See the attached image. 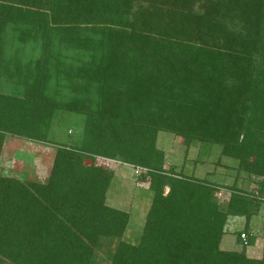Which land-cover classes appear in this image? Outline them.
<instances>
[{
	"label": "trees",
	"instance_id": "16d2710c",
	"mask_svg": "<svg viewBox=\"0 0 264 264\" xmlns=\"http://www.w3.org/2000/svg\"><path fill=\"white\" fill-rule=\"evenodd\" d=\"M11 22L25 27L21 41L40 35L43 55L37 69L15 70L11 94L0 91V150L8 136L54 154L44 183L0 171V264H101L102 247L105 264H264V242L258 259L245 255L264 205V0H0V71ZM57 37L88 56L64 73L74 98L62 104L45 95L50 70L65 71L48 56ZM27 74L36 85L18 95ZM57 111L82 116L70 143L49 138ZM171 122L186 145L236 161L255 189L224 188L220 209L218 186L165 168L156 136ZM109 163L144 170L151 198L135 244L123 240L128 214L106 204ZM229 218L243 220L238 250L220 247Z\"/></svg>",
	"mask_w": 264,
	"mask_h": 264
},
{
	"label": "rangeland",
	"instance_id": "374dc122",
	"mask_svg": "<svg viewBox=\"0 0 264 264\" xmlns=\"http://www.w3.org/2000/svg\"><path fill=\"white\" fill-rule=\"evenodd\" d=\"M13 24L14 23L11 22L7 25L3 38L4 50L1 65L3 71L2 69L0 71V91L5 94H11V90L14 89L13 82L16 77L15 75L13 76V74L15 70L22 69L21 72L24 71L25 73L26 68L30 70L35 69L43 55L42 38L40 35L34 34L28 40L21 41V38H26L23 35V29L25 27ZM58 40L59 37H57V40L56 38L51 39L48 56L53 60L56 59L57 64L62 60L64 62L63 70L65 69V71L61 73L62 71L59 70V75L53 73L52 69L50 70L51 78L46 83L45 95L54 99L56 103L62 104L74 98L67 89L69 85L66 80L63 79L65 78L64 73H67V75L72 71L75 73L76 70L74 68L76 66L79 67L83 60H88V56L84 57V54H80V51L75 48L67 50L65 43ZM63 57L66 58L63 59ZM34 75H26V86H23V88L20 86V92L17 93L18 95L24 96L26 92L28 93L33 90L36 85ZM82 82L80 81L79 83L82 84ZM95 92L96 90L93 88L89 93H84L83 96H80L78 100H90L96 96ZM77 95L78 93L75 94V96ZM82 120V116L80 115L57 111L50 128L49 138L56 143H70L71 140L77 138V132L81 128ZM178 126L177 122H171L169 128L162 129L156 136V147L164 154L165 168L173 166L176 172L180 171L183 176H191L218 186L219 189L214 191V196L220 209L225 208L228 198V193L224 188L234 183L237 188L246 193L252 192L255 189L254 182L256 179L239 171L236 161L220 157V149L214 145H206L195 140H191L190 143L188 142V145H186V142L179 136L180 128ZM188 134L195 135L197 133L195 131H188ZM49 148L43 151L47 160L42 161L43 158L39 160V157L32 156L40 154L37 153V147L25 143H22V146L17 148L9 147V154L7 152V155H4L2 158L4 162L0 163L2 168L6 170V173L3 172L2 174L12 177L18 175V177L22 179L25 177L24 174L27 175L29 171L37 170L34 166L39 165L38 167L42 169V173L39 174V177L45 179V169L49 165V159L53 157L54 154V149L52 148L53 150H50ZM21 150L24 151V156L20 157L23 158V160H17L16 158L18 157L15 158L14 155H16V152H21ZM34 163L36 165H34ZM95 164L107 165L108 162L95 159ZM109 164L114 170L111 180V184L113 182V185L107 193L106 204L115 208L117 207L119 210L128 214L129 218L123 240L127 243L135 244L141 233L144 215L148 207L147 204L150 203L151 196L147 189V185L141 179V173L136 175L131 168L118 167V169H115V163ZM165 192L166 189H164V193ZM263 212L264 205L260 204L256 213H254L249 221L250 226L248 232L253 236L254 243L251 247L245 249V255L248 258L254 259L261 255V247L264 242ZM242 229L243 220L241 218H229L224 226V235L220 247L226 251L238 250L239 245L236 242V233L243 232ZM105 249V247H102L95 255V260L101 264L107 263V258L104 253L106 251Z\"/></svg>",
	"mask_w": 264,
	"mask_h": 264
},
{
	"label": "crops",
	"instance_id": "0c3cea01",
	"mask_svg": "<svg viewBox=\"0 0 264 264\" xmlns=\"http://www.w3.org/2000/svg\"><path fill=\"white\" fill-rule=\"evenodd\" d=\"M22 143H25V144H27V145H30V146H33V147H37L38 148V152L37 153H40V154H35V155H32V156H35V157H39V160H41L42 158V161H46L47 160V157H45L46 155H45V153L43 152V151H45L46 149H48L49 148V146L48 145H45V144H36V143H30V142H28V141H23V140H20V139H17V138H11V137H8V136H6L4 139H3V142H2V146H1V150H0V163H2V162H4V161H2L3 159V156L4 155H7V152L9 151V147H20V146H22ZM39 145V146H38ZM48 146V147H47ZM50 150L52 149L51 147L49 148ZM13 150H15V149H13ZM17 150V149H16ZM53 150V149H52ZM16 152V151H15ZM24 151H22L21 150V152H16V155H14V157L16 158V157H18V158H16L17 160H23V158H20V157H22V156H24ZM8 154H9V152H8ZM8 157V156H7ZM52 158L53 157H51L50 159H49V165H48V167L45 169L46 170V174H45V179L42 177H39L40 175V173H42V169H40L38 166L39 165H36L35 163H34V165H36V166H34L35 168H37V170H35V171H29V173H27V175L26 174H24V178H20V177H18V175H16V176H13V178H15V179H17V180H21V181H32V182H42V183H44L45 181H46V179H47V177H48V174H49V170H50V167H51V162H52ZM116 164V166H115V169H118V167L120 168V167H125V168H131L130 166H128V165H124V164H120V163H115ZM166 164H164V166H165ZM132 169V168H131ZM0 171L1 172H5L6 173V170H4L3 168H2V165L0 164ZM36 174V175H35ZM38 175V176H37ZM10 177H12V176H10ZM43 179H44V181H43ZM146 184V183H145ZM112 185H113V182H112V184L110 185V188L112 187ZM147 185V184H146ZM110 188L108 189V191H110ZM108 191H107V193H108ZM106 197H107V194H106ZM148 206H149V204H147ZM110 207H112V206H110ZM112 208H115V207H112ZM116 209H119V208H117L116 207ZM222 249V248H221ZM259 258V257H258ZM258 258H254V259H258Z\"/></svg>",
	"mask_w": 264,
	"mask_h": 264
},
{
	"label": "built area",
	"instance_id": "2783aa9c",
	"mask_svg": "<svg viewBox=\"0 0 264 264\" xmlns=\"http://www.w3.org/2000/svg\"><path fill=\"white\" fill-rule=\"evenodd\" d=\"M134 170V173L136 174V175H139L140 173H142V172H144V170H140V169H133ZM239 243L242 245V246H246L247 244H246V239H247V237H246V235L244 234V233H240L239 234Z\"/></svg>",
	"mask_w": 264,
	"mask_h": 264
}]
</instances>
